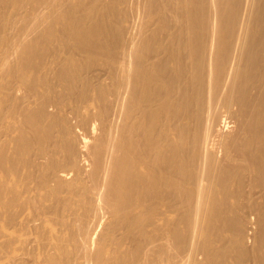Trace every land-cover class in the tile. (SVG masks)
<instances>
[{"label":"bare ground","instance_id":"obj_1","mask_svg":"<svg viewBox=\"0 0 264 264\" xmlns=\"http://www.w3.org/2000/svg\"><path fill=\"white\" fill-rule=\"evenodd\" d=\"M0 264H264V0H0Z\"/></svg>","mask_w":264,"mask_h":264},{"label":"rangeland","instance_id":"obj_2","mask_svg":"<svg viewBox=\"0 0 264 264\" xmlns=\"http://www.w3.org/2000/svg\"><path fill=\"white\" fill-rule=\"evenodd\" d=\"M11 12H13V10H12V8H8V12L6 13V15H5V17L6 18H10V15H9V13H11ZM41 12H43V11H41ZM13 17V16H12ZM57 22H59V21H57V20H53L52 22H49L48 21V24H46V27H44L45 29H44V31L46 30V31H48V30H51L53 27H52V24L53 23H56V24H59V23H57ZM9 27L11 28V23H10V25H9ZM12 29V28H11ZM13 32H12V35L13 36H15V37H17V35L19 34L20 36H22V37H24V35L23 34H21L20 32H17L18 30H17V26L15 27V29L13 28ZM61 31V29L58 31V33Z\"/></svg>","mask_w":264,"mask_h":264}]
</instances>
